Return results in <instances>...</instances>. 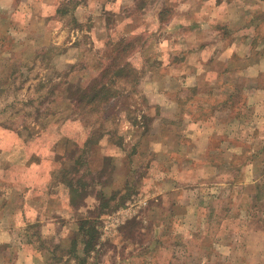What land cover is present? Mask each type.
Here are the masks:
<instances>
[{"label":"rangeland","instance_id":"rangeland-1","mask_svg":"<svg viewBox=\"0 0 264 264\" xmlns=\"http://www.w3.org/2000/svg\"><path fill=\"white\" fill-rule=\"evenodd\" d=\"M53 1L0 0V228L46 264H79L89 225L90 264H264V123H247L242 78L164 75L179 0ZM104 68L107 99L78 103Z\"/></svg>","mask_w":264,"mask_h":264},{"label":"crops","instance_id":"crops-1","mask_svg":"<svg viewBox=\"0 0 264 264\" xmlns=\"http://www.w3.org/2000/svg\"><path fill=\"white\" fill-rule=\"evenodd\" d=\"M104 2L105 0H101V4ZM58 3V0L53 1L50 9L55 10ZM144 6L146 4L139 7L141 13L146 11ZM177 7H180L181 19L174 28L181 32L176 45L177 51L182 54L178 61L164 67V75L188 78L194 81V86H199V81L214 84L220 79L241 77V84H236V90H242L247 97L246 108L254 111L251 117H256L255 120L247 123L254 125L255 130L258 123H264V31H259L264 26V0H179ZM83 8L85 6L79 4L75 9L74 16L78 21L84 15L79 18L77 11L83 13L86 10ZM163 9L165 10L160 6L154 16L160 26L163 22L159 20V14ZM170 23L171 21L167 24ZM167 24L164 25L169 28ZM162 41L169 43L166 38H162L160 43ZM205 46H210L211 51H204ZM227 107H218L211 119L219 120L217 113L227 112ZM182 123L194 131L193 138L201 145V149H207L209 130L194 121L182 120ZM198 152L188 155L193 156ZM253 157L256 158L255 155ZM221 167L230 165L223 164ZM0 238V242L7 243V246L0 248V264H46L38 258L34 248L23 243L20 234L13 231L11 226L0 228Z\"/></svg>","mask_w":264,"mask_h":264},{"label":"trees","instance_id":"trees-1","mask_svg":"<svg viewBox=\"0 0 264 264\" xmlns=\"http://www.w3.org/2000/svg\"><path fill=\"white\" fill-rule=\"evenodd\" d=\"M65 12H66V10L60 11V13H62V14L65 13ZM131 46L132 45H130L129 47H131ZM105 69L106 68H104L100 72V76L99 77L97 76L98 79H96V82H97L96 85H100V88L96 89L95 88L96 85L88 87V88H86V87L85 88L84 87L81 88L79 90V95H78V98H77L78 103L82 102V103L91 104V103H94V102H97V103L98 102H102L105 99H107V94L105 92L106 88H103L104 87L103 86L104 82H102L104 77L107 76V73H105ZM108 99H110V98H108ZM80 161H81V158L75 160L74 162H76V164H77ZM75 165L72 167V170H73V168H75V170L79 169L77 166L75 167ZM69 186H70V192H72L71 189L73 187L71 186V182L70 181H69ZM88 222L90 224H92V221H89V220H86V219L84 221H81V223H80L81 225L79 226L78 230L85 229L84 228V226H85L84 223H88ZM84 232H87L88 234H90V237L87 239L85 236H82V238L80 239V245L83 246V248H82L83 255H81V254L76 255L75 254L74 257L77 259V261H79V264H90L88 261H86V258L90 255L91 252H93V251L95 252V250L97 249V247H96L97 233H96V230H95L94 226H92V225H89V228L87 230H85ZM76 239H77L76 236H74L72 238V241L70 243V248H69V250H67V253H72L73 251L76 252L78 250V249H76L77 248ZM71 246L74 247L73 250L71 249Z\"/></svg>","mask_w":264,"mask_h":264}]
</instances>
